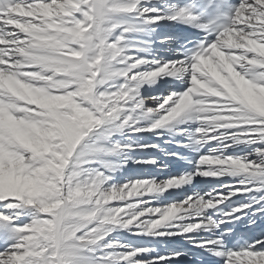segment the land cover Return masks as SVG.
Wrapping results in <instances>:
<instances>
[{
	"label": "snow or ice",
	"instance_id": "snow-or-ice-1",
	"mask_svg": "<svg viewBox=\"0 0 264 264\" xmlns=\"http://www.w3.org/2000/svg\"><path fill=\"white\" fill-rule=\"evenodd\" d=\"M185 256L264 264V0H0V264Z\"/></svg>",
	"mask_w": 264,
	"mask_h": 264
},
{
	"label": "bare ground",
	"instance_id": "bare-ground-1",
	"mask_svg": "<svg viewBox=\"0 0 264 264\" xmlns=\"http://www.w3.org/2000/svg\"><path fill=\"white\" fill-rule=\"evenodd\" d=\"M181 26L179 25H172V24H169L168 26L164 27V28H161L158 30V35L162 38L163 36L165 35H170L172 36L173 33H178L180 30H181ZM172 47L176 48L178 47L176 45V43H173ZM153 142H156V141H153ZM131 169H133L132 171H128L127 172V176H133V177H136V176H156L158 177L159 179H164L168 176H173V173H174V167H173V163L171 162L169 164V167L166 171L164 172H160V171H157L156 169H148L146 170L145 172H138V171H135L134 169L136 168V166H130ZM201 178H197V180H200ZM227 179V178H225ZM231 182V181H229ZM201 187H203L201 185ZM133 199H135V197H133ZM171 247H176V248H187L188 246L184 244L183 241H180L179 243L175 244V245H172ZM189 248V247H188ZM171 248H164L163 246L160 247V252L161 253H164L166 251H170ZM192 260H189V257H181L180 260H179V264H192L191 263Z\"/></svg>",
	"mask_w": 264,
	"mask_h": 264
}]
</instances>
